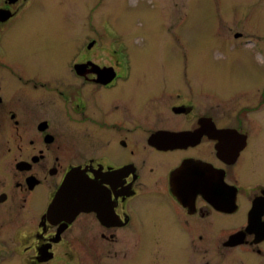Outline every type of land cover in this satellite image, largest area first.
Returning <instances> with one entry per match:
<instances>
[{"label": "flooded vegetation", "instance_id": "flooded-vegetation-1", "mask_svg": "<svg viewBox=\"0 0 264 264\" xmlns=\"http://www.w3.org/2000/svg\"><path fill=\"white\" fill-rule=\"evenodd\" d=\"M56 8L0 0V264H167L170 239L183 264H264V59L223 92L193 59L135 74L114 27ZM68 181L84 206L54 215Z\"/></svg>", "mask_w": 264, "mask_h": 264}, {"label": "rangeland", "instance_id": "rangeland-1", "mask_svg": "<svg viewBox=\"0 0 264 264\" xmlns=\"http://www.w3.org/2000/svg\"><path fill=\"white\" fill-rule=\"evenodd\" d=\"M56 2V14L60 16L61 25L72 23L77 28L93 29L114 27L117 35L107 30L109 41L116 43L115 39L119 36L128 47L135 74L140 71L146 74V70L151 68V75L165 76L167 79L171 72L166 60L175 64L182 59H193L188 62L190 74L210 86L216 85L223 92L237 87L256 74L255 70L261 67L264 59L261 52L264 42L261 37L264 28V0ZM238 32L241 38L236 40L234 35ZM99 36L102 42V36ZM242 36L249 38L248 41H241ZM172 74L179 72L174 71ZM211 89L214 90V87ZM156 227L154 222L145 220V232H152ZM172 231L178 232L176 228ZM158 232L161 230L158 229ZM160 244L162 256L170 259L167 264H183V240H162ZM148 245L151 250L152 242L147 244V248ZM107 261L112 264L119 260L109 258ZM107 261L103 260V263Z\"/></svg>", "mask_w": 264, "mask_h": 264}, {"label": "water", "instance_id": "water-1", "mask_svg": "<svg viewBox=\"0 0 264 264\" xmlns=\"http://www.w3.org/2000/svg\"><path fill=\"white\" fill-rule=\"evenodd\" d=\"M74 189L75 187L73 186V184L71 182L69 183L68 181L63 187L61 193L57 195V198L51 205L50 212L54 213V215H58L63 214V212H72L73 210L79 211L84 205L74 204V202L72 201V197L75 195L73 192Z\"/></svg>", "mask_w": 264, "mask_h": 264}, {"label": "bare ground", "instance_id": "bare-ground-1", "mask_svg": "<svg viewBox=\"0 0 264 264\" xmlns=\"http://www.w3.org/2000/svg\"><path fill=\"white\" fill-rule=\"evenodd\" d=\"M68 178H69V179H70V178H73V177H72V174H71L70 176H68Z\"/></svg>", "mask_w": 264, "mask_h": 264}]
</instances>
